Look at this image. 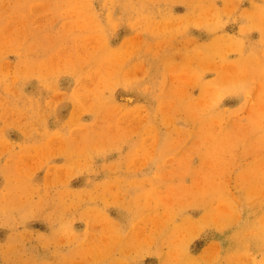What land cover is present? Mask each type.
Returning a JSON list of instances; mask_svg holds the SVG:
<instances>
[{
	"label": "rangeland",
	"instance_id": "rangeland-1",
	"mask_svg": "<svg viewBox=\"0 0 264 264\" xmlns=\"http://www.w3.org/2000/svg\"><path fill=\"white\" fill-rule=\"evenodd\" d=\"M0 264H264V0H0Z\"/></svg>",
	"mask_w": 264,
	"mask_h": 264
}]
</instances>
